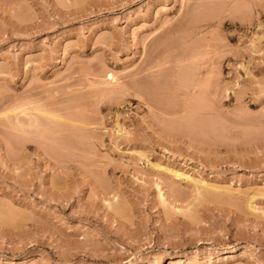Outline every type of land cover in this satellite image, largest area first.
<instances>
[{
  "label": "rangeland",
  "instance_id": "374dc122",
  "mask_svg": "<svg viewBox=\"0 0 264 264\" xmlns=\"http://www.w3.org/2000/svg\"><path fill=\"white\" fill-rule=\"evenodd\" d=\"M0 264H264V0H0Z\"/></svg>",
  "mask_w": 264,
  "mask_h": 264
},
{
  "label": "bare ground",
  "instance_id": "6f19581e",
  "mask_svg": "<svg viewBox=\"0 0 264 264\" xmlns=\"http://www.w3.org/2000/svg\"><path fill=\"white\" fill-rule=\"evenodd\" d=\"M169 34V33H168ZM110 77H112V75L110 76ZM113 77H114V75H113ZM112 77V78H113ZM112 81H113V79H112ZM48 114V113H47ZM47 117V116H46ZM51 126V125H50ZM53 128V127H52ZM56 129V128H55ZM180 176L182 177V176H184V177H186V179L187 178H190V176L189 175H184V174H180ZM190 180V179H189ZM191 181V180H190ZM193 182V181H192ZM195 182V181H194ZM194 184H196V187H202V188H206L207 187V185H209V184H207L205 181H202V180H198V181H196ZM207 189V188H206ZM205 189V190H206ZM209 189V188H208ZM216 189V188H215ZM200 190H202V189H200ZM210 190V189H209ZM212 190H213V188H212ZM208 191V190H207ZM202 193V192H201ZM200 194V193H199ZM233 249V250H232ZM231 250H232V253H235L236 251H238L237 249L238 248H232Z\"/></svg>",
  "mask_w": 264,
  "mask_h": 264
}]
</instances>
